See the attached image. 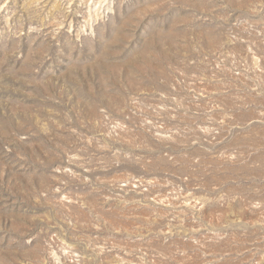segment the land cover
<instances>
[{
	"label": "rangeland",
	"instance_id": "rangeland-1",
	"mask_svg": "<svg viewBox=\"0 0 264 264\" xmlns=\"http://www.w3.org/2000/svg\"><path fill=\"white\" fill-rule=\"evenodd\" d=\"M0 264H264V0H0Z\"/></svg>",
	"mask_w": 264,
	"mask_h": 264
}]
</instances>
